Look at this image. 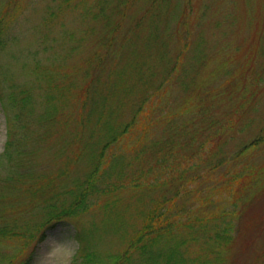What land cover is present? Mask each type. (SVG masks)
I'll return each mask as SVG.
<instances>
[{"label":"rangeland","instance_id":"obj_1","mask_svg":"<svg viewBox=\"0 0 264 264\" xmlns=\"http://www.w3.org/2000/svg\"><path fill=\"white\" fill-rule=\"evenodd\" d=\"M120 1L0 0V217L35 229L46 201L73 199L100 127L136 116L105 149L88 209L45 231L67 242L41 257L40 242L0 241V264H80L85 251L112 264L162 193L178 264H264V0H130L113 16ZM184 130L204 150L184 152ZM171 140L168 166L200 163L174 197L159 164Z\"/></svg>","mask_w":264,"mask_h":264},{"label":"trees","instance_id":"obj_2","mask_svg":"<svg viewBox=\"0 0 264 264\" xmlns=\"http://www.w3.org/2000/svg\"><path fill=\"white\" fill-rule=\"evenodd\" d=\"M130 0H121L118 2L114 7H112L111 14L113 16L120 15V17L126 16L127 11V5ZM104 6L99 5V11L98 15L103 13ZM105 18V26L110 27L111 29H108L110 33L114 32L116 30V25L112 21L111 17H104ZM109 35V33H106V37ZM105 37V38H106ZM174 67V66H173ZM142 109L141 104L137 106V108L134 110V112L137 113ZM133 112V113H134ZM136 116L134 115L133 119L124 125L122 129H116L115 127H109L104 126L100 128H105V132L101 133L100 138L102 140H107L105 143L100 147L98 150L97 158L93 162V165L90 167L89 172L85 176V178L77 185V189L70 191L71 194H73V199L69 201L66 205L58 206L59 204H56L52 201V198L49 199V201H46L42 209L45 207V219L43 222L37 226L35 229L32 230H23L19 229L17 226H13L10 222H7L4 218L0 217V241L4 240H23V248H29L32 243L35 245L41 242L45 238V231L52 226L56 225L59 222L66 221L68 218L74 217L78 215L81 212H84L88 209V200L90 195H94L98 192L97 185V177H98V170L100 168V165L102 163V160L104 159V153L105 149L112 144L113 142H116L118 140V137L120 134H123L126 132L127 128L131 127V125L134 123ZM133 126V125H132ZM99 127V126H98ZM213 127V123L210 124V128ZM184 130V137L187 139L185 144H179L181 146V149L184 152L193 150L195 148V151L197 152L201 150H204L205 144L204 142H199L197 146L193 145L192 142H194V137L192 135L187 137V133ZM203 129L201 130V137L204 136ZM262 137H260L257 140H254L250 142L247 146L243 147L241 149V152L244 151L246 148L250 146H257L261 141ZM171 145L166 147V156L161 160V163H159L164 170L169 169L171 172V180H163L161 183V186L167 187L174 191L173 197L178 196L181 191V187L183 186L184 182L182 181L183 178L186 179L185 173L187 170H192L197 168L200 163L195 162L192 164V162L195 160V157L192 158L191 154L187 157V154L183 157V165L187 169H180L181 165L179 163L170 164L168 166V159L167 157L171 154H177L179 150L176 151L178 144L174 140H171ZM179 142V140H178ZM174 145V146H173ZM94 155V154H93ZM93 157V156H92ZM177 159V157H176ZM210 165V163H208ZM206 165V169L209 168V165ZM208 165V166H207ZM213 168L217 167V165H212ZM192 168V169H191ZM166 172V171H165ZM176 172L177 176L173 173ZM195 178V177H194ZM237 179H241L237 177V175L233 176L232 182L237 181ZM238 186H240L239 181H237ZM157 185V184H156ZM153 185V186H156ZM172 197V198H173ZM160 199H163L162 201H159L160 203H156L153 208L149 209L146 214L144 215V218L142 219V223L135 233V235L130 239L128 242L127 247L125 250L114 257V261L112 264H132L134 259V255L142 256L145 258L146 264H178L177 260H175V255L177 253V242L174 245L175 241L170 242L171 239H176V231L178 230V222L174 221V219H170L168 209L165 204L167 200L165 197V194L162 193ZM169 198V199H172ZM181 226H187V223H181ZM77 240L79 243H81L82 239L79 237V234L76 235ZM220 240L223 239L225 244L227 243L228 237L225 235H219ZM218 238V239H219ZM178 239V238H177ZM163 247L166 249V252L163 253V255H160L159 252H154L155 248H161ZM97 255L95 252L85 251L82 255V262L80 264H96ZM175 260V261H174ZM28 260H25L22 262V264H29ZM263 263H264V250H263ZM10 264V263H9ZM143 264V263H141Z\"/></svg>","mask_w":264,"mask_h":264},{"label":"snow or ice","instance_id":"obj_3","mask_svg":"<svg viewBox=\"0 0 264 264\" xmlns=\"http://www.w3.org/2000/svg\"><path fill=\"white\" fill-rule=\"evenodd\" d=\"M68 237L69 233L63 230L51 234L48 238L40 242L38 256L42 257L53 245L67 242Z\"/></svg>","mask_w":264,"mask_h":264}]
</instances>
